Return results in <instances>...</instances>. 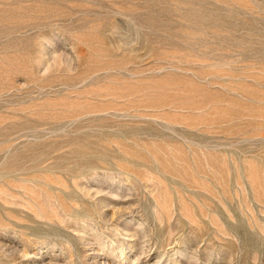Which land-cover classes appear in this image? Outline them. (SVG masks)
<instances>
[{
  "label": "rangeland",
  "instance_id": "374dc122",
  "mask_svg": "<svg viewBox=\"0 0 264 264\" xmlns=\"http://www.w3.org/2000/svg\"><path fill=\"white\" fill-rule=\"evenodd\" d=\"M0 264H264V0H0Z\"/></svg>",
  "mask_w": 264,
  "mask_h": 264
}]
</instances>
